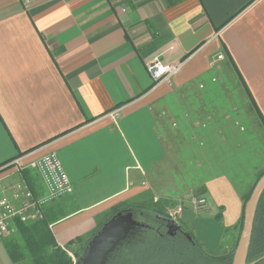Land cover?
I'll list each match as a JSON object with an SVG mask.
<instances>
[{
  "label": "crops",
  "instance_id": "0c3cea01",
  "mask_svg": "<svg viewBox=\"0 0 264 264\" xmlns=\"http://www.w3.org/2000/svg\"><path fill=\"white\" fill-rule=\"evenodd\" d=\"M156 57L182 65L170 83L154 84ZM211 71L234 74L264 117V0H0V183L45 198L37 171L7 166L57 154L73 193L46 204L43 220L74 264L116 208L183 205V230L212 214L228 238L215 252L202 244L231 252L244 206L232 180L201 179L205 195L163 188L184 137L164 103L200 93L194 80ZM193 196L208 199L204 214L186 207Z\"/></svg>",
  "mask_w": 264,
  "mask_h": 264
},
{
  "label": "rangeland",
  "instance_id": "374dc122",
  "mask_svg": "<svg viewBox=\"0 0 264 264\" xmlns=\"http://www.w3.org/2000/svg\"><path fill=\"white\" fill-rule=\"evenodd\" d=\"M232 77L211 71L194 80L198 88L201 84L204 86L200 93L191 92L186 97L177 94L176 98H169L164 103L174 111L184 133L178 140L179 163L171 172L166 171L167 177L164 175L163 188L167 189L164 191H174L179 186V191L192 196L201 179L214 180L225 173L228 179H237L235 186L245 196L255 184L257 175L264 170V128L241 82L234 74ZM191 135L194 139H190ZM199 162L201 166L206 165L202 171L198 168ZM189 202L186 207L191 210ZM196 221L193 220V226L183 220L181 224L211 251L215 252L219 245L223 249V242L228 238L225 219L221 222L210 214L200 218L198 223ZM24 256L21 262L14 263L0 244V264H37L38 257L29 255L26 248Z\"/></svg>",
  "mask_w": 264,
  "mask_h": 264
},
{
  "label": "trees",
  "instance_id": "16d2710c",
  "mask_svg": "<svg viewBox=\"0 0 264 264\" xmlns=\"http://www.w3.org/2000/svg\"><path fill=\"white\" fill-rule=\"evenodd\" d=\"M231 63L235 72L233 61ZM236 74L240 78V74ZM246 93L257 119L264 128V117L248 90H246ZM223 175L226 174L223 173ZM263 175L264 170L257 175L255 184L244 196L243 213L239 226L240 234L243 227L245 204ZM238 179L241 180L242 178L239 177ZM232 181L237 183V179H232ZM206 193L205 187L195 192L196 195H205ZM129 209L134 214L137 224L133 226L128 237L110 254L106 264H232L240 234L231 252L222 256L212 255L206 251L204 245L192 233L185 229L183 230L181 227L174 230L171 229L169 220L172 218L169 213L166 214L147 207H130L116 208L112 217ZM136 218L140 219L143 224L140 221L138 222ZM99 230L100 228L89 239L83 253L78 254L77 259L84 254L90 241ZM185 233H188L190 238ZM4 244L10 259L14 263L25 259L26 248L29 255L32 254L34 258L38 257V261L36 260L37 264H74L72 258L57 245L46 220L39 221L33 225L18 224V233ZM248 264H264V194L255 218Z\"/></svg>",
  "mask_w": 264,
  "mask_h": 264
},
{
  "label": "built area",
  "instance_id": "2783aa9c",
  "mask_svg": "<svg viewBox=\"0 0 264 264\" xmlns=\"http://www.w3.org/2000/svg\"><path fill=\"white\" fill-rule=\"evenodd\" d=\"M223 60H225V56L218 54L212 60V64ZM181 68V64H168L159 57L154 58L147 67L156 86L170 83ZM203 88L204 86L201 85V89ZM7 167H15L20 172H25L26 169L37 171L41 175L48 193L45 198L37 197L25 181L10 184L0 183L1 246L18 233V224L33 225L42 221L46 204L73 193L72 183L56 153L46 154L30 162L28 166H22L21 159H17ZM189 203L198 215L204 214L209 206L206 197L193 196ZM183 209V206H179L176 211L172 212L171 217L176 219Z\"/></svg>",
  "mask_w": 264,
  "mask_h": 264
},
{
  "label": "water",
  "instance_id": "95a60500",
  "mask_svg": "<svg viewBox=\"0 0 264 264\" xmlns=\"http://www.w3.org/2000/svg\"><path fill=\"white\" fill-rule=\"evenodd\" d=\"M264 194V175L255 185L244 207L243 227L234 252L232 264H248L254 223L259 203ZM137 222L131 210L120 212L108 220L92 238L84 254L75 264H106L111 253L128 237ZM171 229H178L175 219L169 220ZM189 236L188 233H185Z\"/></svg>",
  "mask_w": 264,
  "mask_h": 264
},
{
  "label": "flooded vegetation",
  "instance_id": "af4514ba",
  "mask_svg": "<svg viewBox=\"0 0 264 264\" xmlns=\"http://www.w3.org/2000/svg\"><path fill=\"white\" fill-rule=\"evenodd\" d=\"M136 220H137L138 222L140 221V222L142 223V221H141L140 219H137V218H136ZM142 224H143V223H142Z\"/></svg>",
  "mask_w": 264,
  "mask_h": 264
}]
</instances>
